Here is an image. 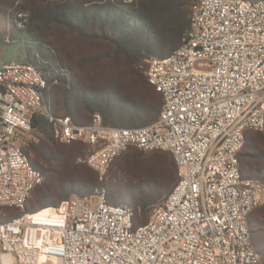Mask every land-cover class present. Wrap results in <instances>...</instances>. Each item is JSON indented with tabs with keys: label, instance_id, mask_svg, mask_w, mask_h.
I'll list each match as a JSON object with an SVG mask.
<instances>
[{
	"label": "built area",
	"instance_id": "built-area-1",
	"mask_svg": "<svg viewBox=\"0 0 264 264\" xmlns=\"http://www.w3.org/2000/svg\"><path fill=\"white\" fill-rule=\"evenodd\" d=\"M28 13L16 21L21 28ZM149 86L161 96L156 121L109 127L98 113L81 125L54 115L47 82L27 63L0 67V264H261L247 219L264 208V182L242 178L247 132H264V0H193L180 46L149 60ZM42 112L53 138L87 147L96 174L89 196L23 211L43 182L17 141ZM171 154L176 182L145 224L113 205L103 187L112 163L130 149Z\"/></svg>",
	"mask_w": 264,
	"mask_h": 264
},
{
	"label": "rangeland",
	"instance_id": "rangeland-1",
	"mask_svg": "<svg viewBox=\"0 0 264 264\" xmlns=\"http://www.w3.org/2000/svg\"><path fill=\"white\" fill-rule=\"evenodd\" d=\"M176 1L180 7L181 2H184L182 8L188 13L193 0ZM64 4L75 6L72 8L78 11L75 17L77 21L64 24L66 22L61 21L66 18H49L45 13L47 10L61 8ZM90 5L94 8L108 6V12H111L110 6L114 5L131 11L142 8V14L139 16L137 12L138 19L134 22L116 21V24L108 25L106 31H102L98 17L91 16L94 9ZM171 7L170 0H8L0 5V67L9 63H30L41 69L48 80H52L57 75L56 68H52L56 64L64 69L61 74H65L68 80V85H61L60 88H65L70 93L68 100H63L62 91H58L56 96V90L51 87L46 104L53 112L85 124L96 111L92 104L106 102L113 107L122 105L127 109L129 117H124L123 126H141L140 124L147 122L146 110L153 111L158 104L159 111L161 98L149 86L140 85L134 72L143 71L145 79L149 60L162 52L168 56L174 51H167L175 34L171 24ZM24 12L29 13L30 19L24 27L18 28V15ZM118 17V14L110 16L111 19ZM149 37L160 38L159 46L141 48ZM128 41L134 43L141 54L151 57H145L137 65H129L125 58L119 56L121 48ZM149 93H153V96H149ZM140 113L139 122L136 118ZM46 141L53 146L55 158L42 152ZM17 144L30 162L35 158H52L51 167L59 168L61 175L64 173L66 190H60L55 181L48 184V176L41 174L43 182L30 194L23 211L8 210L7 218L52 207L74 196L92 194L94 188L90 191L80 190L68 184L71 181L76 185L74 182L88 181L92 176L95 177L83 161L87 153L86 146L80 143L61 144L33 128L22 135ZM34 153L37 155L34 156ZM244 155L248 157L244 158ZM170 159L172 157L168 152L144 153L134 148L121 154L115 159L103 182L107 201L131 207L135 211V226L145 224L152 209L161 204L171 190V186L160 187L166 170H170ZM240 159H247V163H253L264 171V132L246 133ZM241 171L244 177L251 175L249 178L264 182V174L248 173L242 168ZM95 186H98L97 182ZM250 223L262 235L264 208L251 213ZM252 242L260 262L264 264V253L259 254L254 240Z\"/></svg>",
	"mask_w": 264,
	"mask_h": 264
},
{
	"label": "trees",
	"instance_id": "trees-1",
	"mask_svg": "<svg viewBox=\"0 0 264 264\" xmlns=\"http://www.w3.org/2000/svg\"><path fill=\"white\" fill-rule=\"evenodd\" d=\"M6 1H8V0H0V5H3ZM192 2H191V5H192ZM170 3H171V6H172L170 8L171 9L170 16L172 18L171 19V24H172V29L174 30L175 34H174V38L172 39L173 43L171 44L170 49L167 50L169 52L173 51V50H176L180 46L181 39H182V37L184 36V34L186 33V31L188 29L189 15H190V9H191V5H190L189 11L187 13L182 8L185 5L184 2H181V4H182L181 7L178 6L180 4H178L176 0H170ZM91 6L92 5H90V8L94 9L91 12V16L98 17L99 24H100V27H101L102 31L103 30L106 31V26L116 24V21L129 20L131 22H134L136 19H138L137 12H138L139 16H141V14H142V8H140V9H138L136 11H131L130 9L124 10L123 8H118V7H116L114 5V6H110L109 9L111 10V12H108V6L106 8L98 7V6L94 8V7H91ZM100 6H103V5H100ZM72 7H75V6H69V5H65L64 4V5L61 6V8L57 7L54 10H47L45 13L48 15L49 18H53L52 16H57V17H60L61 19L62 18H66V19H62L61 22H66L64 24H69V23H72V21H77V20H75V17L77 15L78 11L76 12V10L74 8H72ZM89 10H91V9H89ZM160 10H163V8L160 7ZM116 14H118V16H119L118 18H116V19H113V18L111 19L110 18V16L116 15ZM29 19H30V16H29L28 20ZM109 20H111V23H108ZM137 23H140V21H137ZM141 23H142V21H141ZM160 40L161 39L158 38V37L157 38L156 37L155 38L154 37H149L148 41L146 43H144V45L141 48H144V47L146 48V47H151V46H159ZM135 46L136 45L134 43L128 41V43L125 44V46L123 48H121V50L119 52V56L122 57V58H125L126 61L129 62L128 63L129 65L130 64H133V65L136 64L137 65L145 57H151V55H143V54H141L140 49H138ZM65 50H66V48H65ZM164 53L165 52H162L161 54L158 55V57H155V58L160 59V58L166 57ZM27 64H30V63H27ZM34 67H36V66H34ZM36 68L39 71H41L43 77L45 78V80L47 82V90L45 91V102H46L47 95L49 94L51 87H54V89L56 90V96H57V92L58 91H60V92L62 91V94H61L62 96L61 97L64 98L63 100H66V99L68 100V95H69L70 91L65 90V88H63V89L60 88L61 85L62 86L68 85L67 84L68 80L65 77L66 75L65 74L62 75L63 72H61L64 69L62 67H57V65L54 64V66L52 68H54V69L56 68L55 72L57 73V75L52 80L51 79L48 80L47 79V75L41 69H39L38 67H36ZM142 73H144V72L143 71H139V73L138 72H136V73L134 72V74L137 76V79H136L137 82L140 85H142V86H146V85L149 86L147 81H146V78L144 79ZM149 87L153 90V92L155 94L159 95L158 93L155 92V90L151 86H149ZM149 96H153V93H152V95L149 93ZM50 97H51V94H50ZM159 97L161 98L160 95H159ZM52 98H53V95H52ZM161 104H162V99H161ZM92 105H93V108L96 109V111H94L93 114L98 113L101 116V118H102L103 125H105V126L114 127V126H117V125H122V124L125 123V122H123L124 121V117L125 116L129 117L127 109H125L122 105H118L116 107H113L112 105H110L109 103H106V102L104 104H100V105L93 103ZM50 111L56 116H61V115H58L55 112H53L51 109H50ZM140 115H141V113L138 115L139 117L136 118V119L139 120V122L141 120ZM158 115H159V111H158V104H157L153 111H149V110L145 111V117L147 118L146 119L147 122L145 121L144 122L145 124L143 123V124H140V125L141 126H145V125L153 123L154 121L157 120ZM143 118H142V120H145ZM72 121L74 123H76V124H79L78 122L74 121L73 119H72ZM81 125H83V124H81ZM141 126H135V127H141ZM120 127H128V126H123L122 125ZM32 128L36 129L37 132L43 134L44 136L51 137L52 139H54L53 135H52L51 125L48 123L46 116L42 112H38V113H36L33 116V118H32ZM130 128H133V127H130ZM245 138H246V135H245ZM73 144H75V143H73ZM80 144L84 145L82 143H80ZM70 145H72V144H70ZM84 146H86V145H84ZM42 152L44 154L50 156V157L55 158V156L53 154V153H55L54 149H53V146H50L47 141L43 143ZM126 152H124V153H126ZM23 153H24V151H23ZM240 153H241V151H240ZM240 153L238 154V161H239V167H240V174H241L242 178H249V176H251V175H248V176L244 177L242 175L241 168H242L243 171L248 172V173L255 172L256 174H264V171H262V169L259 166H257V165L254 166L253 163L252 164L251 163H247V159L246 160L240 159ZM36 155L37 154L34 153V156H36ZM246 157H248V155H244V158H246ZM28 160H29V158H28ZM51 161H52V158H50V160L41 159V158L36 159L35 158L31 162L29 160L31 166L35 170H37L40 174L48 176V184H51L52 182L55 181V183L57 184L56 186L59 187L60 190L64 191V190H66V187H65L66 185L64 184L66 182V180L63 177L64 173L61 175L60 171H59V168L58 169L52 168L51 167ZM114 163H115V161L112 163L111 167L114 165ZM169 164H170V166H169L170 170L169 171L166 170V173H165L164 177L161 179V183H160V187L161 188L170 187L171 186V189H172L174 184H175V182H176V173H175V167H174L173 159L172 160L170 159ZM111 167H110V169H111ZM93 174L95 175V177L92 176L91 178H89L88 181H80V182L77 181V182H74L76 185H74L71 181H69L68 184H71L72 187H74V188L77 187L80 190L90 191L93 188L95 189V187H96L95 183L97 182L96 174L94 172H93ZM39 186H37V187H39ZM36 188H34V190ZM83 196H86V195H83ZM80 197H82V196H80ZM28 199H29V197H28ZM28 199H27L25 205L27 204ZM57 205H55V206H57ZM113 205H117V204H113ZM40 209H43V208H40ZM40 209H37V210H40ZM259 209H261V208H259ZM8 210H15V209H9V208L2 209V211H4L6 213V218L8 217V213H7ZM37 210H35V211H37ZM133 213H134L133 214V219H132L133 226L137 227V226H135V222H134L135 221V211H134V209H133ZM250 215H249V217L247 219V223H248V230H249V233H250L251 242L254 240L256 248H257V252L259 254H262V253H264V245H263L264 244V232L262 231V235H261L259 233V230L255 229L251 225V223H250ZM0 220L3 221L2 218ZM138 226H140V225H138ZM252 237H253V240H252ZM252 245H253V242H252ZM253 248H254V245H253Z\"/></svg>",
	"mask_w": 264,
	"mask_h": 264
},
{
	"label": "crops",
	"instance_id": "crops-1",
	"mask_svg": "<svg viewBox=\"0 0 264 264\" xmlns=\"http://www.w3.org/2000/svg\"><path fill=\"white\" fill-rule=\"evenodd\" d=\"M85 124H87V123H85ZM84 125V124H83ZM146 126V125H145Z\"/></svg>",
	"mask_w": 264,
	"mask_h": 264
}]
</instances>
